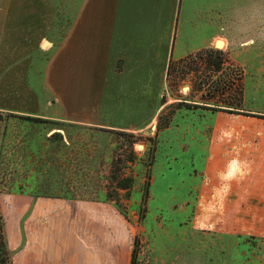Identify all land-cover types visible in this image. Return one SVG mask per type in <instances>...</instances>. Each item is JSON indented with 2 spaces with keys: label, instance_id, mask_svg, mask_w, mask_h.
Wrapping results in <instances>:
<instances>
[{
  "label": "rangeland",
  "instance_id": "rangeland-1",
  "mask_svg": "<svg viewBox=\"0 0 264 264\" xmlns=\"http://www.w3.org/2000/svg\"><path fill=\"white\" fill-rule=\"evenodd\" d=\"M54 1L57 14L52 29L35 44L30 41L23 51L27 70L6 77L7 69L17 66L10 61L16 51L6 43L0 45V108L26 110L27 115L66 124V129L43 124L18 129L16 122H8L7 139L16 136L19 142L0 150V159L12 161L2 172L18 175L23 185L17 193H9L0 185L10 248L15 252V238L25 234L26 227L44 225L40 221L32 225V216H41L47 225L50 217L67 213L70 205L90 203L112 208L125 221L136 252L135 264H264V238L241 232L238 222L231 225L236 234L222 233L223 208H208L201 200L203 189L208 187L204 168L208 144L203 142L213 133L212 114L204 105L209 102L215 108L231 110L223 107L230 104L241 108L232 109L237 114L231 115L264 119V14L257 20L248 17L246 30L243 26L241 30L240 17H233L234 40L243 45L233 49L232 60H226L219 72L196 60L178 69L173 65L161 111L150 125L130 132L63 118V103L56 101L57 91L50 88L47 74L53 52L63 43L64 25L74 18L79 0ZM44 40L53 42V50L48 52L47 44L42 47ZM217 81L219 92L214 91ZM5 125L0 123V143L6 138ZM57 133L63 137L61 147L46 140ZM24 140L28 146L23 145ZM29 146L33 155L36 151L50 156L51 177L63 183L55 189H69L76 199L31 196L37 184L25 183L24 177L38 170L44 175L45 170L37 163L31 164L32 170L25 166ZM148 182L151 187L147 194ZM251 226L255 225H249V232Z\"/></svg>",
  "mask_w": 264,
  "mask_h": 264
},
{
  "label": "crops",
  "instance_id": "crops-1",
  "mask_svg": "<svg viewBox=\"0 0 264 264\" xmlns=\"http://www.w3.org/2000/svg\"><path fill=\"white\" fill-rule=\"evenodd\" d=\"M77 4L48 67L50 88L57 91L66 120L130 132L150 125L161 111L171 64L191 60L203 64L205 56L198 55L211 50L223 54L225 66L233 49L243 45L234 40L233 17H240V27L246 30L248 17L257 20L264 14L262 0ZM56 14L54 0H0V45L15 49L10 61L17 63L7 69L6 77L28 69L22 57L25 47L52 29ZM45 42L48 52L53 50V42L44 40L42 47ZM246 96L244 86L247 104ZM204 106L208 111L215 108L209 102ZM211 114L213 133L203 142L208 144L204 168L209 188L203 189L202 203L223 208L222 233L236 234L231 225L238 222L241 232L264 238V119L223 111ZM233 162L234 175L223 178ZM68 208L67 213L50 217L47 225L41 216L31 217L32 225L39 221L44 225L26 227L25 234L16 236L15 264H132V235L119 213L90 203ZM8 238L10 244L9 234Z\"/></svg>",
  "mask_w": 264,
  "mask_h": 264
},
{
  "label": "trees",
  "instance_id": "trees-1",
  "mask_svg": "<svg viewBox=\"0 0 264 264\" xmlns=\"http://www.w3.org/2000/svg\"><path fill=\"white\" fill-rule=\"evenodd\" d=\"M205 56L204 57H202ZM199 58L201 59H205V65L209 68V67H214L215 71H220L222 69V65L224 62V57L222 53L216 52L213 53L211 50L205 51L203 53H200L198 55ZM181 64H183V62H180L178 64L174 63L171 64L169 66V72H168V77L170 75V71L173 65L177 66V68L175 67V69H178V66H180ZM195 72H198V70H193ZM209 81H207L208 84ZM204 85V83L202 81L199 82V86L202 87ZM214 91L215 92H219L220 89H218V81L217 83H215L214 86ZM228 104V103H226ZM241 107V105H239ZM223 107H227V108H232L234 109L235 107L227 105V106H223ZM223 110V109H218V108H211L210 110L213 112H219V111H224L230 114H237L235 112V110ZM235 109H241V108H235ZM11 122H16L18 125V129L21 128V126H28L30 128H37L38 126L42 125L43 126H47V125H53V126H57L58 129H66V124L54 121V120H50V119H46V118H42V117H35L32 115H27L24 113H20V112H12V111H3L0 110V123H6L5 125V131L3 132V135L6 137L9 136V131H8V127H9V123ZM28 129V128H26ZM5 139L4 142L0 143V150H4L7 147H9L10 145H15L17 144V141L19 142V138H17L15 136L14 139ZM7 139V140H6ZM48 142L53 143L54 145H56L57 147H61V143L63 140V137L60 136V140H56L55 136H51L49 138L46 139ZM28 140H24L25 143H23V145H27L28 146ZM18 149V148H17ZM32 147H28V151H31ZM34 150V149H33ZM35 154H37V152L35 151L34 155H33V151H31V153H28L25 156L26 161L29 160L28 162H25V166L31 169V164L35 165V163L38 164V167L41 166V168L43 170H45L41 175L39 173V170L37 172H35V174H33L31 177H24L25 183H35L37 184L35 186V188H33L32 192L33 193L31 196L34 197V199L37 198H52V199H67V200H74L76 199L75 196L72 194V192L69 189L63 190L61 188L59 189H55L57 188V184L63 185V183L60 182H55L53 180V178L51 177V169H52V165H53V161L51 160L49 155H39L37 154V156H35ZM36 157V158H34ZM12 164V161L7 157L5 159H0V185L9 189L8 192L9 193H17L20 192V189H23V185H20V182L17 178H19L18 175H13L12 172L9 171V174H5L2 172L4 170L5 165H8V167H10ZM45 164H47V169H45ZM32 170V169H31ZM35 171V170H34ZM32 171V172H34ZM39 174V178L36 176ZM41 183V185L39 186L38 183ZM23 183V184H25ZM56 183V184H55ZM55 184V185H54ZM121 188H127V186L124 185H120ZM151 185L148 182L146 185V193H149V189H150ZM26 188V187H25ZM14 254L15 252L10 248V244H9V239H8V233H7V226H6V220H5V216L3 214L2 208H1V204H0V264H14ZM135 256H136V252L135 250L133 251V256H132V264H135Z\"/></svg>",
  "mask_w": 264,
  "mask_h": 264
},
{
  "label": "clouds",
  "instance_id": "clouds-1",
  "mask_svg": "<svg viewBox=\"0 0 264 264\" xmlns=\"http://www.w3.org/2000/svg\"><path fill=\"white\" fill-rule=\"evenodd\" d=\"M236 168H237V163L233 162V164L230 166V170H229L228 176L223 177V178L230 179L234 175V172H235Z\"/></svg>",
  "mask_w": 264,
  "mask_h": 264
},
{
  "label": "water",
  "instance_id": "water-1",
  "mask_svg": "<svg viewBox=\"0 0 264 264\" xmlns=\"http://www.w3.org/2000/svg\"><path fill=\"white\" fill-rule=\"evenodd\" d=\"M46 43H47V42H45V44H46ZM45 44H44V45H45ZM59 137H60V134H59V133L55 134V138H56L57 140H59ZM141 147L143 148L144 146L141 145L140 148H141Z\"/></svg>",
  "mask_w": 264,
  "mask_h": 264
},
{
  "label": "bare ground",
  "instance_id": "bare-ground-1",
  "mask_svg": "<svg viewBox=\"0 0 264 264\" xmlns=\"http://www.w3.org/2000/svg\"><path fill=\"white\" fill-rule=\"evenodd\" d=\"M47 43H48V42H47ZM47 43H46V44H47ZM44 44H45V43H44ZM46 44H45V45H46Z\"/></svg>",
  "mask_w": 264,
  "mask_h": 264
}]
</instances>
